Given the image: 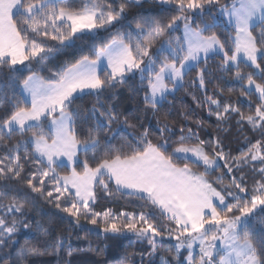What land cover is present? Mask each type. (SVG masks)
<instances>
[{"label": "snow or ice", "instance_id": "snow-or-ice-1", "mask_svg": "<svg viewBox=\"0 0 264 264\" xmlns=\"http://www.w3.org/2000/svg\"><path fill=\"white\" fill-rule=\"evenodd\" d=\"M155 2L174 13L167 23L129 19L143 0H0V85L7 84L0 87V264H29L45 253L72 264L78 253L102 251L91 243L74 249L63 230L32 219L26 207L36 208L37 197L85 234L146 241L141 264L145 256L152 264L165 238L175 241L167 248L177 264H264V240L253 243L257 228L264 231V0ZM213 80L242 82L240 96L224 99L219 85L210 91ZM186 83L216 134L201 138L206 122L190 106L178 127L157 119L153 129L139 108L121 120L117 88L142 93L143 112L156 115ZM84 96L95 103L74 108ZM233 118L237 133L259 134L244 136L236 155L225 150ZM120 124L142 131L113 143ZM245 169L254 173L251 188ZM117 193L141 202L139 210H96ZM33 228L37 242L13 254L18 236Z\"/></svg>", "mask_w": 264, "mask_h": 264}, {"label": "trees", "instance_id": "trees-1", "mask_svg": "<svg viewBox=\"0 0 264 264\" xmlns=\"http://www.w3.org/2000/svg\"><path fill=\"white\" fill-rule=\"evenodd\" d=\"M221 4L224 3V0H220ZM165 6H161L158 3H156L154 0H144L141 5L133 6L129 9L130 16L129 19H131V15H142L149 18H158L163 19L165 23H167L168 19H170L171 15L174 13L167 12L165 10ZM215 11V9H214ZM134 27V25H133ZM257 30L259 29L260 25L257 24ZM181 30H182V23H181ZM218 31L221 32L222 38H224L227 35V30L222 26ZM180 33H174V35H179ZM102 35H107L106 33H102ZM63 59V57H57V60ZM218 57H213L209 60L210 67L214 66V64L218 61ZM38 67V65H37ZM250 69L243 67L242 65V71H249ZM28 75L27 72L23 74V76ZM195 75V72H190L185 77V80H191V78ZM23 76L20 77V79H23ZM228 76H231V73L228 74ZM131 83V82H130ZM241 83L237 82H231V83H225L224 81L220 80H213L212 84L209 85V90L211 91L214 86L219 85L224 89V99H231L232 102H235L237 97L240 96V86ZM0 87H3L5 91H7V84L6 82ZM186 89L189 91H192L189 89L188 84L186 83L184 87H181L176 93H175V99L173 100L172 96H169V100H173V104L170 106L168 104H165L163 108L160 109V111L153 115L152 112L144 113L143 112V103L140 100V96H142V93L139 95H130L127 86L119 87L116 89L117 95L119 97L118 101H116L117 110L122 112L121 120H123L124 116H130V114H135L137 109L139 108V115L141 117V122L150 123L153 127V129L156 128V120L160 119L163 123L165 119L167 122L171 125L174 121L176 122V126H179V122L181 120V117L179 116V112L186 107H191L195 109L194 118H202L205 120V128L201 129V138L207 139L209 135L216 134L215 133V119L209 118L207 116L206 110L196 108L195 104L192 102L191 95L186 92ZM199 95V93H197ZM103 100L104 98L101 97ZM93 103H95V97L92 96H84L82 100H77L76 103L73 105L74 108H79L81 111L84 110L85 107H90ZM253 110H254V104H253ZM242 111H245L246 113L249 111L246 104L242 106ZM170 112L171 114L167 117L165 116V113ZM188 126H193L194 124H190ZM88 127V124H83V128L86 130ZM113 128H117V124H113ZM119 131L116 134V139L113 141V143H120L124 139H131L132 134L138 133L139 131H142V129H131L127 128L126 125L120 124L119 125ZM126 129V131L124 130ZM153 135H157V133L154 131ZM221 135H224L221 133ZM253 137L254 139L259 138V134H253L250 130L247 128L244 129L243 132L237 133L236 126H235V118H233L232 121V131L227 134L225 139V150L231 151L233 155H236L238 153V148L242 145L243 137ZM83 138V135L81 136ZM13 139H19V136L16 135L13 137ZM191 143H195V141H191ZM175 145H173L174 147ZM3 153L0 152V155ZM83 158V157H82ZM23 162V161H22ZM31 163V162H29ZM260 165L257 164L256 167L258 168ZM197 171H202V168L196 169ZM59 171H65L63 169ZM247 172V178H248V187L251 188L254 183V173L249 171L248 169H245ZM217 173H213L212 176H210V179H213L214 176ZM239 175V173H237ZM258 179V177H256ZM225 183H227V179L225 180ZM3 203H8V200L2 201ZM141 202L136 201L134 197H129L127 195H120L115 194L111 199H100L99 202L95 205L97 211L103 210L105 207L113 208L115 211H119L121 208H126L127 210H132L133 207L136 208V210H139V204ZM42 210V211H41ZM26 211L30 213V216L34 220H38L41 223H43L45 226H53L55 230H63L64 235L66 238V242H70L72 247L74 249H87L89 247V244L91 243L92 247L96 248L99 247L102 249V251L98 252H82L78 253L72 258V264H119V261L122 257L128 256L129 259L127 261V264H141L140 261V252H147V242L145 241L143 244L141 243H135L130 244V240H134L135 237L133 236H117V237H109V238H103L98 237L95 233L93 234H85L84 232L80 231L79 229H75L73 226L69 224L67 220H59V217L57 215L58 210L55 208L54 204H48L45 200L37 197L36 202V208L26 207ZM62 215V214H61ZM259 215H264V213H260ZM7 219L11 220L12 217L9 216ZM257 218H254L253 223H256ZM83 222V221H82ZM35 228H33L31 233L28 234H20L18 236L19 244H17L14 248L11 249L12 253L14 254L16 250L21 246L24 245L27 241L29 244L36 243V236H35ZM264 240V231H260L259 227L257 228V231L255 232L253 236V243L258 245L260 241ZM43 243V241H41ZM164 248H158V254L155 257H152V264H161L160 257L163 256L169 261H171V264H177V260L173 259L174 256L177 254L175 251H169L167 248L168 244H172L171 240L165 238L164 240ZM106 246V247H105ZM5 252L9 251V248L5 247L3 250ZM48 251H52V249H49ZM183 256H187V252L185 250L182 251ZM69 258L66 255H63L62 258H57L55 256H50L47 253H45L42 256L38 257H30L29 258V264H65V261H67ZM182 259V257H180ZM149 257L145 256L144 258V264H148Z\"/></svg>", "mask_w": 264, "mask_h": 264}, {"label": "rangeland", "instance_id": "rangeland-1", "mask_svg": "<svg viewBox=\"0 0 264 264\" xmlns=\"http://www.w3.org/2000/svg\"><path fill=\"white\" fill-rule=\"evenodd\" d=\"M144 1V0H143ZM155 1V0H154ZM166 7V6H165ZM258 214H260V213H258ZM171 242H172V244H174L175 243V241L174 240H171ZM181 251H183V249L181 250ZM197 251H198V249H197ZM217 259H219V257H217Z\"/></svg>", "mask_w": 264, "mask_h": 264}]
</instances>
